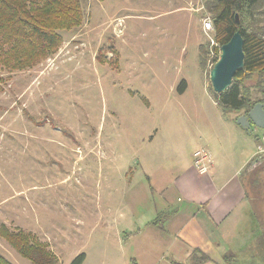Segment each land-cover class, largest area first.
<instances>
[{
  "label": "rangeland",
  "instance_id": "374dc122",
  "mask_svg": "<svg viewBox=\"0 0 264 264\" xmlns=\"http://www.w3.org/2000/svg\"><path fill=\"white\" fill-rule=\"evenodd\" d=\"M203 3L82 0V24L61 31L54 54L2 73L0 225L31 232L58 264L79 252L83 264H122L143 249L133 234L152 211L141 212L163 199L155 180L169 188L171 208L182 204L172 181L194 151H208L202 135L227 147L220 156H234L233 165L259 142L241 176L249 215L207 255L214 264H264V128L239 134L222 120L237 114H224L211 95L217 44ZM0 260L31 264L1 237Z\"/></svg>",
  "mask_w": 264,
  "mask_h": 264
},
{
  "label": "trees",
  "instance_id": "16d2710c",
  "mask_svg": "<svg viewBox=\"0 0 264 264\" xmlns=\"http://www.w3.org/2000/svg\"><path fill=\"white\" fill-rule=\"evenodd\" d=\"M81 2L0 0V83L5 79L2 73L32 68L54 54L62 42L61 31L82 24ZM203 4L211 18L217 44L212 64L219 58L220 46L235 31L243 38L242 68L236 71L223 93L212 92L211 95L224 114H244L256 102H264V0H204ZM245 78H254V83L245 85ZM185 88L182 79L177 92L182 93ZM0 237L31 264H58V258L49 246L31 232H12L0 225ZM84 255V252L74 255L68 264H82ZM199 258L193 254L192 264H201L208 259L204 254Z\"/></svg>",
  "mask_w": 264,
  "mask_h": 264
},
{
  "label": "crops",
  "instance_id": "0c3cea01",
  "mask_svg": "<svg viewBox=\"0 0 264 264\" xmlns=\"http://www.w3.org/2000/svg\"><path fill=\"white\" fill-rule=\"evenodd\" d=\"M222 118L230 132L232 130L236 133L242 130L247 132L231 120L232 117L224 115ZM202 138L208 147L211 161L208 172L199 173L193 164H188L178 173L172 184L175 200L183 202L179 207L176 206L177 208H171L173 198L167 196L169 188L166 187V183L160 181L161 178L155 180L151 188L161 194L163 202L156 206L152 204L141 212L140 215H143L145 212L148 213V210L152 211L145 222L136 227L133 234V243L134 241L142 243L143 249L136 253L135 257L125 256L122 264H154L151 261L157 257H160L163 264H182L180 257H191L196 253L208 257L201 264H214L207 254L217 252L220 241L232 234L237 221L248 217L247 191L242 184L241 176L242 171L247 169L252 157L261 148L260 143L256 144V151L244 149L246 159H238L236 165H233L234 156L228 158L220 156L224 151L229 152L227 147L221 146V150H217L205 136L202 135ZM218 142L220 143V140ZM167 253L171 255L170 261H163ZM85 259L86 256L83 262ZM186 262L193 263L187 260Z\"/></svg>",
  "mask_w": 264,
  "mask_h": 264
},
{
  "label": "water",
  "instance_id": "95a60500",
  "mask_svg": "<svg viewBox=\"0 0 264 264\" xmlns=\"http://www.w3.org/2000/svg\"><path fill=\"white\" fill-rule=\"evenodd\" d=\"M242 40L241 34L235 31L230 39L220 46L219 58L209 71V82L215 93H223L231 84L236 71L242 68ZM234 121L249 133L253 127L264 128V102H256L246 113L237 115Z\"/></svg>",
  "mask_w": 264,
  "mask_h": 264
},
{
  "label": "built area",
  "instance_id": "2783aa9c",
  "mask_svg": "<svg viewBox=\"0 0 264 264\" xmlns=\"http://www.w3.org/2000/svg\"><path fill=\"white\" fill-rule=\"evenodd\" d=\"M204 28L209 29L211 28V22L207 20L204 22ZM193 167L199 172V173H206L209 170L211 161L209 160V154L208 151L204 148L198 149L194 151L193 153Z\"/></svg>",
  "mask_w": 264,
  "mask_h": 264
}]
</instances>
